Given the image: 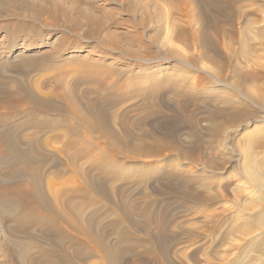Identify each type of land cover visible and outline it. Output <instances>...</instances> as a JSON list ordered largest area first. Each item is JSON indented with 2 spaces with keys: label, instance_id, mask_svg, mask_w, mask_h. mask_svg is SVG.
I'll use <instances>...</instances> for the list:
<instances>
[{
  "label": "rangeland",
  "instance_id": "rangeland-1",
  "mask_svg": "<svg viewBox=\"0 0 264 264\" xmlns=\"http://www.w3.org/2000/svg\"><path fill=\"white\" fill-rule=\"evenodd\" d=\"M181 1L0 0V81L13 89L23 79L38 96L54 95L65 108L64 116L52 109L47 112L53 118L45 113L50 123L59 120L52 125L56 129L28 131L46 138L42 186L54 211L92 214L104 240L113 243L112 219L124 217L116 206L120 198L138 223L147 210L162 218L164 237L172 240L164 244L176 264H264V0H235L236 30L223 25L226 34L219 38L207 30L205 43L174 36L178 25L193 29L191 10ZM103 95L111 99L104 105L95 100ZM94 123L100 128H87ZM72 124L79 137L70 134ZM67 131L81 140L76 139L81 156L74 157L75 148L59 151L62 140L53 136L69 140ZM156 141L165 148H156ZM53 156L58 157L51 162ZM74 158L81 170L108 162L107 198L75 191L71 170L53 175L56 166ZM1 163L5 180L13 167ZM16 167L22 170L23 164ZM250 167L260 168L255 181L261 184ZM6 225L0 215V264H17L8 239L15 235ZM131 234L147 238L136 228Z\"/></svg>",
  "mask_w": 264,
  "mask_h": 264
},
{
  "label": "bare ground",
  "instance_id": "bare-ground-1",
  "mask_svg": "<svg viewBox=\"0 0 264 264\" xmlns=\"http://www.w3.org/2000/svg\"><path fill=\"white\" fill-rule=\"evenodd\" d=\"M181 2L184 5L188 6L189 9L191 10L190 12H191L192 17H191L189 22H193V29H188V27L184 26V25H180V26L178 25L175 28V32H174V36L177 39H185V38H188V36H190L193 40L196 39V40H199V42L205 43L208 39V36H209L208 31H211L210 32L211 34H213L215 37L219 38V36H222L224 34L223 25H226L227 27H229V29L230 28L234 29V27H235V25L233 24V23H235L236 16H237V12L235 10V3H236L235 0H182ZM179 3L180 2H178V4ZM182 7H183V5H182ZM184 9H185V7H184ZM183 15H184V13H183ZM237 20H239V19L237 18ZM7 29H8V32L11 31L10 27H7ZM234 30H236V29H234ZM232 32H233V30H232ZM263 32H264V30H263ZM262 33L260 32V34H262ZM229 34H232V33L230 32ZM258 34H259V30H258ZM231 37H234V36L231 35ZM262 37L264 38L263 35H262ZM199 49H201V48H199ZM24 52H25V50H21V51H19V54H23ZM218 55H219V53H218ZM190 57H193V56H190ZM207 57H209V56H207ZM165 59H168V58L166 57ZM187 60H189V59L187 58ZM214 60H216V59H214ZM214 60H212V62ZM217 63H218V61H217ZM218 64H220V63H218ZM225 66L226 65H222V70H224L223 68ZM22 72H23V70H22ZM215 73H218L216 76V77H218L217 81L222 82L223 77H222L221 72L218 71ZM20 76L21 75H18V77H20ZM71 76H73V75H71ZM22 80H19L18 82H14L16 85L13 87V89H11L12 87L11 88L6 87L5 86L6 84H4L5 82L0 81L1 83L4 84V86H3V84L0 85V162L5 163L6 166L10 164L11 167H13L12 173L10 172L11 174H8L9 176H6L7 178L5 180H0V215L3 216V218L7 221L6 229H7L8 233H10L11 235H15L12 238H8L9 243L13 248V252H14L13 254L15 255L14 256L15 262L17 264H125L126 261L128 260L127 258L129 257V258H134V261H136V263H135L132 260V264H176L174 261L171 260L170 247H167L165 245L166 243L164 244L165 241H170V239L168 240L167 237H164L165 234H163V231H164L163 228L166 225H164L162 218H160L158 215L151 216L150 214L152 212L150 213L146 209L147 211L144 213L145 215L142 219L143 221L141 223L136 222L133 219V217L130 216V214L128 212L129 208L126 204L125 199H124L125 202H122V201H120V198H119V202L116 203L117 209L119 208V209L124 211V215H123L124 217L118 218V219H112V221L113 220L114 221L113 222L111 221L112 225H113L111 234H113L115 236V240L113 241V243L109 242V241L106 242L104 240L105 239L104 236L102 235V233L98 229V219L95 218V216H93L92 214L88 215V216H86V215L85 216H78V215L77 216H71V214L65 208H63L65 210V212L54 211L53 207L50 205V203L48 201V198L46 197L44 188L42 186L43 166H44V164H46L45 163V161H46L45 160V154L42 152V148H44V146L46 144V141L44 140L46 138L44 137V139L43 140L41 139L42 140L41 141L37 137H35V136H37V133L34 134V132L32 131V134L30 135V134H28V131H30V129H35V132H37V131L40 132V131H43L45 129H53V128L56 129L58 126L55 128L52 125L55 126L56 124H58L59 120L57 121L58 123L56 121H55L56 123H50L51 121H48L46 119L47 117L45 118V115H46L45 113L48 110L52 109V110L58 111L59 113L63 114V116H64V113L66 114V111H65V108L63 105L57 104L54 101V98L56 96L47 95L45 97H40L30 87H28L29 85L27 86ZM226 80H228V79H226ZM13 81H14V79H13ZM195 81H196V79L192 80L191 83L196 84ZM39 82L40 81H38V86H39ZM14 83L11 85H14ZM229 83H231V82H229ZM155 88L156 87H152V90L155 91L156 90ZM74 92H76V91H74ZM43 93L44 92H42L41 94H43ZM45 93H44V95H45ZM68 95L69 94L67 93L66 96H68ZM60 96H61V94H60ZM71 96L73 97L71 99H74V96L72 94H71ZM71 96H69V97H71ZM100 96H101V94H100ZM103 97H99V98L95 97L96 102L98 101L97 103L103 104V103H107L108 100L109 101L111 100V99H108L107 97H105V95H103ZM147 102H149V101H147ZM93 103H95V102H93ZM98 105H97V108H98ZM102 110H103V108L100 110L97 109V110H95V111L93 110V111L96 114L99 111L102 113ZM233 112H234L233 114H235V111H233ZM229 113H232V112L230 111ZM47 114H48V112H47ZM233 114H230V115H233ZM48 116H49V114H48ZM53 116H54V114H53ZM53 116L52 117L49 116V117L53 118ZM66 118L67 117H65V119ZM70 119H68V122ZM51 120H54V119H51ZM52 122H54V121H52ZM84 125H85V123H84ZM59 126H60V124H59ZM75 126L77 128V125H75ZM86 126L88 129H92V130L100 128V126L97 123H94V125L93 124L92 125L86 124ZM215 127L217 128V126H214V128ZM76 128H74L73 124H72V127H69V131H70V134L74 133L75 135H77V137H79L80 133H79V130H77ZM84 130H87V129H84ZM69 131H67V133ZM48 132H49V130H48ZM80 132H81V129H80ZM84 132H82V133H84ZM64 134H62V135H64ZM74 134H71V135L73 136ZM83 135H85V133L81 134V136H83ZM85 136H87V134ZM53 137L54 138L56 137V139L62 140V146L59 149L60 152L63 153L65 150L66 151L69 150V153H70L69 148H71V150H73L75 148L78 150H75L77 153L74 152V154H73V155H75L74 157L81 156V152H80L81 149H80V147H78L79 141L77 142V140H76V139L80 140L79 138L71 139V137L69 136V133H68V137L70 138L69 140H68L67 136H61V134L57 135V136L54 135ZM104 138H106V137H104ZM261 138H262V136H261ZM84 139L87 140L86 147H88L89 136H88V139H87V137L83 138V140ZM256 140H255V142H256ZM263 140L264 139H262V141ZM160 142H158V141L155 142L156 148H159V149L165 148V146L163 144H161ZM255 142L252 141V143H255ZM257 142H258V140H257ZM81 144L84 145L85 143H83V141H82ZM96 144H94V145L96 146ZM256 144H258V143H256ZM262 144H263V142H262ZM119 145H121V144H119ZM86 147L82 148V152H84L83 150H85ZM89 147L93 148L92 146H89ZM97 147H98L97 149H99V146H97ZM95 148H93L92 150H94ZM87 149L88 148H86V151H87ZM133 149L138 150V149H141V147H133ZM153 149H154V147H153ZM100 151H101V149H100ZM79 152H80V155H79ZM98 153H100V152H98ZM67 154H68V152H67ZM104 154H106V153L104 152ZM58 155H60V154H58ZM86 155H88V154H86ZM102 155H103V153H102ZM107 155H109V154L107 153L106 157H107ZM112 155H113V153L111 154V156ZM250 156H251V154H250ZM57 157L58 156H56V158ZM69 157L70 156H68V159H70ZM56 158H54V156L51 157V162L53 160H55ZM251 158H253V157H251ZM74 160H75V158L72 159V162H69V160H68L69 164H66L65 167H62V166L59 167V165L56 166L57 168L52 172L53 175H59V176L64 175L67 171L71 170V174H69V176L73 177L76 181V188L77 189L75 191H78L80 189H84L83 196L84 195L89 196L90 193H95L97 195V197L100 196V197L107 198L108 197V194H107L108 191L106 192L104 187L106 184V179L110 175V173L106 172V169H105V166L108 162L106 164H104V162L106 160L103 159L102 161H100L96 164L92 163L88 167L86 166L87 169L81 170V169L74 167L76 165H73V164L77 161V160L76 161H74ZM109 160H111V158ZM116 160H117V158H116ZM18 163L23 164L22 170H18V168L16 167V165ZM109 163H111V162H109ZM1 165H2V163L0 164V166ZM77 165H79V164H77ZM4 167L5 166H3V169H4ZM258 168H253V169L251 168V170H250L251 175L254 178L253 179L254 181H255V179H256V181L257 180L259 181L261 179L260 173H259L260 168L259 169ZM1 169H2V167H1ZM93 170H96L98 172L97 176H95L96 174L94 175ZM110 172H111V170H110ZM116 173H117V171H116ZM111 175H112V173H111ZM69 176H67V178H69ZM115 176H117V175H114V178H115ZM141 176H143V175H141ZM147 176H149V175L147 174ZM136 177L137 176L135 175V179H136ZM262 178H263V176H262ZM108 179H110V178H108ZM131 179H132V177H131ZM141 180H143V179H141ZM145 181H146V179H145ZM256 181H255V183H257ZM10 183L13 184L12 187L9 186ZM258 183L261 184V182H258ZM72 192H74V190H72ZM114 192L115 191L113 190L112 194H114ZM120 193H122V192H120ZM188 194H190V193L186 194L187 197H188ZM183 195H185V194H183ZM190 196H191V194H190ZM140 200L141 199H139V201ZM67 213H69L70 215H68ZM131 228L132 229L136 228V229L142 231L144 234L147 235V238H145V240H140L137 237H134L131 234ZM151 232H153L152 233L153 235L151 234ZM18 233H20L21 235L16 236ZM168 237H169V235H168ZM48 244H51L53 246V249H51V251H48L46 248V246ZM139 246H141L142 248L138 249ZM68 247H71L72 251L66 250V248H68ZM65 250H66V252H65ZM1 255H2V253H1ZM2 257H3V255H2ZM94 257H97L98 260L94 261L93 259H91ZM76 259H79V262Z\"/></svg>",
  "mask_w": 264,
  "mask_h": 264
}]
</instances>
